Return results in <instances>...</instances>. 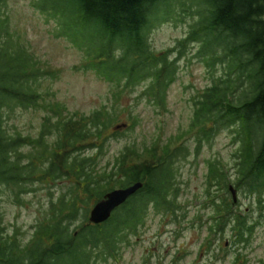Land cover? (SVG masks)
<instances>
[{"label":"trees","instance_id":"trees-1","mask_svg":"<svg viewBox=\"0 0 264 264\" xmlns=\"http://www.w3.org/2000/svg\"><path fill=\"white\" fill-rule=\"evenodd\" d=\"M29 1L55 22V36L83 53L82 69L110 85L112 103L90 115L73 113L50 89L42 90L41 81L56 79L58 72L22 41L4 14L6 0H0V197L23 206L37 186L69 181L56 198L50 194L26 245L18 235L5 234L0 214V264L117 260L151 208L177 223L185 220L178 215L183 208L176 164L190 155L187 138L194 136L198 153L226 130L235 146L232 160L206 162L203 207L211 212L209 234L230 231L236 245L250 243L257 222L239 207L238 197L234 202L231 187L264 210V0ZM172 21H192L190 33L174 49L155 52L151 30ZM190 43L201 44L199 56L211 82L193 98L189 128L164 142L160 137L134 142L102 165L111 141L124 136L119 127L135 132L139 125V116L124 106L125 96L147 82L137 100L146 99L158 113L167 111L168 89ZM16 109L44 113L37 138L9 133ZM137 182L143 189L110 220L89 223L92 208L106 194ZM75 221L81 224L72 231Z\"/></svg>","mask_w":264,"mask_h":264},{"label":"rangeland","instance_id":"rangeland-1","mask_svg":"<svg viewBox=\"0 0 264 264\" xmlns=\"http://www.w3.org/2000/svg\"><path fill=\"white\" fill-rule=\"evenodd\" d=\"M4 14L9 17L12 28L16 29L22 41L29 45L31 52L46 67L58 72L56 79L41 81L42 90L50 89L56 99L73 113L90 115L111 105L110 85L98 79L92 71L82 69L83 53L65 37H57L52 33L56 25L54 21L33 8L29 0H6ZM189 24L192 21L165 22L151 30L149 40L153 50L161 53L174 49L190 33ZM200 47V43H190L184 50L178 63L176 80L168 89L167 111L164 113H158L146 99L137 100L147 82H142L132 94L125 96V108L139 116L140 122L135 132L127 131V125L119 127L124 136L111 141L108 152L101 159L102 165L111 162L134 142L141 143L145 139L153 142L157 137L164 142L189 128L194 111L193 98L211 82L209 69L199 56ZM43 116L41 111L16 109L8 122L9 133L37 138ZM186 145L190 155L180 157L176 164L181 183L178 206L183 208L178 215L182 214L186 219L179 224L174 221V216L158 215L151 208L139 234L131 237L130 244L122 246L119 259L98 264H151V261L152 264H196L198 260L201 264H232L235 260L238 264L264 263V210L260 211L252 198L239 193V207L247 212L252 221L257 222L251 242L236 245L233 234L225 231L219 234V253L203 251L200 254L209 233V219L206 216L211 213L203 207L208 173L206 162L215 159L230 162L235 146L228 130L220 132L210 146H203L198 153L194 136L187 138ZM29 149L26 147L23 150ZM68 183L64 180L56 185L37 186L35 192L25 196L26 203L23 206L14 205L6 197H0L5 234L18 235L20 243L26 245L34 236L35 227L42 216L41 209L48 205L50 194L56 198L62 190H66ZM197 216L201 221H196ZM80 222H73L71 230H75ZM215 253L219 257L214 256ZM236 255L240 257L236 259Z\"/></svg>","mask_w":264,"mask_h":264},{"label":"water","instance_id":"water-1","mask_svg":"<svg viewBox=\"0 0 264 264\" xmlns=\"http://www.w3.org/2000/svg\"><path fill=\"white\" fill-rule=\"evenodd\" d=\"M144 183L137 182L127 188L116 189L106 194L103 200L95 204L89 216V223L99 225L107 222L113 213L123 206L131 197L143 189ZM234 202H237V192L231 187Z\"/></svg>","mask_w":264,"mask_h":264},{"label":"flooded vegetation","instance_id":"flooded-vegetation-1","mask_svg":"<svg viewBox=\"0 0 264 264\" xmlns=\"http://www.w3.org/2000/svg\"><path fill=\"white\" fill-rule=\"evenodd\" d=\"M175 222L177 223V221H175ZM218 239H219V235L218 234H209L208 233L207 236H206V239H205V243L203 244L202 252L200 254L204 253L203 251H206V252L217 251L219 253V248L220 247H218ZM218 253L217 254L215 253L214 256H218L219 257ZM236 259H238V255H236ZM216 260H218V259H216ZM211 261H213V260H211ZM151 264H152V261H151ZM196 264H201V263L198 260V262ZM232 264H238L237 260H235Z\"/></svg>","mask_w":264,"mask_h":264}]
</instances>
